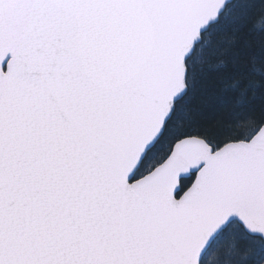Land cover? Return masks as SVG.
Returning <instances> with one entry per match:
<instances>
[{
    "label": "snow or ice",
    "instance_id": "obj_1",
    "mask_svg": "<svg viewBox=\"0 0 264 264\" xmlns=\"http://www.w3.org/2000/svg\"><path fill=\"white\" fill-rule=\"evenodd\" d=\"M246 30L264 0H0V264H264Z\"/></svg>",
    "mask_w": 264,
    "mask_h": 264
},
{
    "label": "trees",
    "instance_id": "obj_2",
    "mask_svg": "<svg viewBox=\"0 0 264 264\" xmlns=\"http://www.w3.org/2000/svg\"><path fill=\"white\" fill-rule=\"evenodd\" d=\"M259 0H257V3ZM260 12V8L257 7L254 10V15L258 18ZM246 37V41L249 44L250 48L249 51L254 53L257 57V62H260V56L261 53L264 52V32H254L246 30L245 33H243ZM231 105H225L222 108H219L216 112L218 116H226L228 112L232 110Z\"/></svg>",
    "mask_w": 264,
    "mask_h": 264
}]
</instances>
